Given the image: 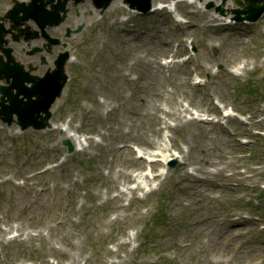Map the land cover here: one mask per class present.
Returning <instances> with one entry per match:
<instances>
[{
	"label": "rangeland",
	"instance_id": "obj_1",
	"mask_svg": "<svg viewBox=\"0 0 264 264\" xmlns=\"http://www.w3.org/2000/svg\"><path fill=\"white\" fill-rule=\"evenodd\" d=\"M227 1L146 14L68 1L52 35L82 29L61 36L72 60L51 127L0 121V264H264V13L233 22L242 5ZM12 4L0 0V16ZM10 46L36 74L63 49L41 64L25 42ZM142 85L162 94L136 103ZM164 142L178 158L161 162ZM203 147L213 164L199 169Z\"/></svg>",
	"mask_w": 264,
	"mask_h": 264
},
{
	"label": "water",
	"instance_id": "obj_2",
	"mask_svg": "<svg viewBox=\"0 0 264 264\" xmlns=\"http://www.w3.org/2000/svg\"><path fill=\"white\" fill-rule=\"evenodd\" d=\"M53 0H31L29 3H19L14 0V6L7 12L6 17L10 18L11 24L9 28L4 27V23L0 22V79L10 82L9 85L0 86L2 95L0 97V119L10 124L13 121V113L17 115V123L21 129L32 126L35 129H43L50 126L49 119L51 117L50 106L61 93V90L67 80L64 73V63L69 54L67 51L61 53L56 59V67L51 72H46L43 77L32 75L29 70L24 69V65L15 61L12 56V48L6 47L8 39L4 36L8 33L12 34L13 40H19L20 34L26 33L25 40L38 38L39 33L36 30L31 31L29 25L21 27L27 20H34L40 27L43 36L49 39L50 43L58 42L57 39H51L45 32L46 25H56L60 23L66 16L67 0H58L57 3L51 4V8L47 9L48 2ZM81 0H75L78 3ZM111 0H93L95 7L105 9ZM129 4L130 8H135L142 13L149 12L152 0H124ZM242 4L241 0H237ZM264 11V0H245L243 9H233L235 14L232 18L238 21H256ZM22 12V15L19 13ZM62 12V15L60 14ZM223 13V11H221ZM18 30V34L13 32ZM48 46H51L49 44ZM41 50L34 47L30 53ZM4 56L6 60H4ZM11 79V80H10ZM30 82V86L26 83ZM15 88L14 93L12 89ZM23 94L27 100H23L18 96ZM7 96L8 104L5 103ZM35 96V98H32ZM68 146V151L73 149L69 140L64 141ZM175 160L171 161L173 165Z\"/></svg>",
	"mask_w": 264,
	"mask_h": 264
},
{
	"label": "bare ground",
	"instance_id": "obj_3",
	"mask_svg": "<svg viewBox=\"0 0 264 264\" xmlns=\"http://www.w3.org/2000/svg\"><path fill=\"white\" fill-rule=\"evenodd\" d=\"M167 1L166 0H154V2H153V11L155 9H157V8H161L162 7V8H168L170 11H174L175 12L176 11L175 0H171V1H168V2ZM188 1L192 5H198L196 0H188ZM225 3H226L227 7L232 6L231 0H229V1L225 2ZM116 5H117V0H114L110 4L109 7L113 8ZM175 15H177V14H175ZM215 18H216V16H215ZM175 19L177 20L178 18L176 17ZM70 60H71V58H70ZM163 66H164V64H163ZM149 71L150 70L148 68H146V70L144 69L142 74H141V77H146L147 72H149ZM158 71H159V74H160V70H158ZM153 81H155V77H153ZM142 87L145 89V91L148 92V95H146V93H143V92H141V95L139 94L138 97H136V95H134V100H135L136 103H138V102L140 103V101H142V99H144L143 101H148L150 99L149 97H154V96L157 97L160 94H162L161 91L157 89L156 85H142ZM134 106H137V105H134ZM229 111L230 110L225 109L224 113L228 114ZM186 121L191 122V121H193V119H186ZM64 135L66 136V133H64ZM68 136L70 138H72V139H77L78 138L80 144L82 145V147L80 148L81 151H85L86 150V146H85V142H84V141H86V139L83 140V139L77 137L75 134H70ZM118 138L120 140H123V142L126 141V137L122 136L121 134H118ZM143 139H144V137L141 138V140L143 141L144 145L149 144L148 141H145ZM89 146H90V144H89ZM117 147L120 149L119 146H117ZM122 148L124 149L125 152L130 151L127 147H122ZM210 152H211V150L206 148V147H203V148L200 149L201 155L198 157V161H197L198 166H197V168L201 169V164H207V165L213 164V159H211L212 157L208 156ZM158 155L161 157L160 160H161L162 163H166V161H168L171 157L178 158V156L175 155L174 153H171V154L168 153V144H167V142H164L162 144V149L159 150ZM129 162H131L136 168H142V166L144 164V162L142 160H137L135 158H130ZM158 165L159 164H158L157 161H155L154 163H151V167H153V168H156ZM215 172L222 173L223 172V168H216ZM196 176L198 177V180H196V182H203L204 184H207L203 180H206V181L211 180L209 175H196ZM125 177H126L127 180L131 179L129 177V173H126ZM107 181H109V179H107ZM198 217H199V219H197ZM194 220L196 221L195 223H197V221H200L201 220L200 215L197 214L196 216H194L193 221Z\"/></svg>",
	"mask_w": 264,
	"mask_h": 264
},
{
	"label": "flooded vegetation",
	"instance_id": "obj_4",
	"mask_svg": "<svg viewBox=\"0 0 264 264\" xmlns=\"http://www.w3.org/2000/svg\"><path fill=\"white\" fill-rule=\"evenodd\" d=\"M55 29H57V28H53L52 30H55Z\"/></svg>",
	"mask_w": 264,
	"mask_h": 264
}]
</instances>
